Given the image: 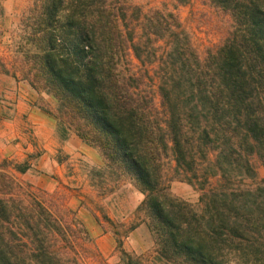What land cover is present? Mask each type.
Masks as SVG:
<instances>
[{"label":"trees","instance_id":"1","mask_svg":"<svg viewBox=\"0 0 264 264\" xmlns=\"http://www.w3.org/2000/svg\"><path fill=\"white\" fill-rule=\"evenodd\" d=\"M204 2L219 38L202 52L173 10L33 0L22 56L0 58V71L52 99L40 107L61 140L74 133L98 150L106 182L143 194L154 256L122 248L135 224L114 232L123 264H264V0ZM32 166L0 158V264H86L87 228L20 179ZM173 179L198 189L196 206L170 192Z\"/></svg>","mask_w":264,"mask_h":264},{"label":"rangeland","instance_id":"2","mask_svg":"<svg viewBox=\"0 0 264 264\" xmlns=\"http://www.w3.org/2000/svg\"><path fill=\"white\" fill-rule=\"evenodd\" d=\"M32 1L0 0V58L9 64L23 54L15 52L16 44L21 43L20 19ZM134 2L146 8L156 6L175 11L192 32L200 52L219 38L216 18L204 0H190L182 5L174 0ZM42 103L52 105L53 101L45 94L38 95L20 77L0 71V158L30 162L32 168L21 174L20 179L52 194L76 213L92 240L77 244L89 257L86 264H123L114 232L123 235L135 224L122 237V248L134 254L154 256L153 237L145 223V212L140 208L143 194L128 179L118 184L106 182L98 150L74 133L61 140L55 118L40 107ZM255 167L259 181L264 178V166L255 161ZM166 182L174 196L193 206L198 204L197 188L179 179Z\"/></svg>","mask_w":264,"mask_h":264}]
</instances>
